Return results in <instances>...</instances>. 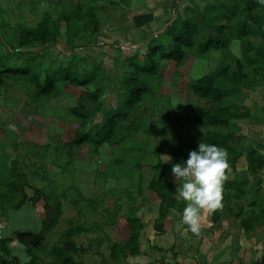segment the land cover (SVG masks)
<instances>
[{
	"label": "rangeland",
	"instance_id": "obj_1",
	"mask_svg": "<svg viewBox=\"0 0 264 264\" xmlns=\"http://www.w3.org/2000/svg\"><path fill=\"white\" fill-rule=\"evenodd\" d=\"M28 1L0 2V72L17 67L28 70L24 77L0 76V174L9 176V169L12 174L8 182L0 176V191L16 181L28 197L38 193L52 207L54 225L35 255L40 264L50 262L52 247L63 242L66 232L72 235L77 261L121 264L129 252L121 249L130 238L126 219L132 212L142 221L136 231L139 247L146 244L142 238L152 235L151 227L145 233L144 223L153 222L157 232L166 226L158 218L159 200L147 190L150 180L159 177L178 187L182 182L173 176L172 165L186 161L205 133L221 134L239 154L264 143V119L257 103L258 94L264 99V0H178L176 11L165 10V0ZM148 11L152 21L135 28L133 18ZM175 20L196 28L192 47L184 50L182 61L154 57L153 74H136L133 56L140 64L149 47L171 51V38L162 30ZM220 28L229 46L199 53L198 45L214 39ZM24 31H43L54 42L21 46L19 36ZM238 64L244 75L240 80ZM63 69L87 79L86 85L69 83ZM33 76L41 82L51 77L52 93L36 96ZM134 77L145 84L147 92L128 107L123 82ZM207 77L219 89L218 101L192 92L193 84ZM73 109H82V114L73 115ZM232 110L248 112L249 117L216 127L203 119L206 111ZM117 112L126 117L102 146L71 145L76 133L92 139ZM178 146L181 153L169 155ZM157 158L165 166L161 173L153 169ZM247 175L236 177L243 185L239 198L223 204L215 215L221 219L235 211L250 227L248 238L254 236L264 244V174ZM44 199L36 205L27 203L20 216L10 213L6 217L0 211V239L18 232L11 228L7 233V221L16 225L18 220V230L38 232L45 217ZM17 200L15 196L10 206ZM2 206L8 207L7 203ZM22 219L27 221L22 224ZM169 225L175 239L195 248V235ZM162 234L166 232L158 233L150 246L151 254H158L152 260L177 264L169 241L159 237ZM5 246L6 253L0 244V264L31 260L12 239ZM180 249L186 251L185 245ZM122 264H145V260L128 258Z\"/></svg>",
	"mask_w": 264,
	"mask_h": 264
},
{
	"label": "trees",
	"instance_id": "obj_2",
	"mask_svg": "<svg viewBox=\"0 0 264 264\" xmlns=\"http://www.w3.org/2000/svg\"><path fill=\"white\" fill-rule=\"evenodd\" d=\"M178 0H165L162 3V6L165 10H177ZM152 21V15L150 11L146 15L138 16L133 18V25L135 28L139 29L143 26L148 25ZM165 34H167L171 38L172 48L171 51L166 52V50L161 46L149 47L148 54L143 56L142 62L136 63V56L131 57L133 62L131 63L136 74H145L150 75L155 72L154 69V57H158L159 60H171L174 62H181L184 57V50L192 47L193 44V36L196 33L195 26L191 25L187 21H168L163 30ZM222 28L219 29L218 34L214 39L207 38L202 43L198 45L199 53H207L211 49H223L229 46L228 42L225 41L222 37ZM52 38H48L43 31H24L19 36V45L26 46H45L49 43H53ZM238 67V77L239 80L244 78V75L241 74V68ZM1 74L11 75V76H27L28 70L25 68H7L0 72ZM62 75L64 79L67 80L71 84H75L78 86L86 85L87 79L80 78L76 74L72 73L69 69H63ZM32 83L35 87L36 96H48L54 90V82L51 77L46 76L45 79L41 82L37 76L32 77ZM123 86L129 94V98L127 101V106L131 107L135 105L141 98L143 94L147 92V87L143 82H141L137 77L126 79L123 82ZM192 92L198 97H211L214 101H218L220 99L219 89L216 87L210 78H202L196 81L192 86ZM259 109V108H258ZM73 115L80 116L82 114V109H73L71 111ZM259 116L264 119V115L259 109ZM126 115L122 112H117L113 117L108 119L101 130L96 133L92 139H88V137L81 133H76L74 138L71 140L72 146H81L86 142H91L95 147L99 148L104 143H106L113 135L114 127L118 122L124 120ZM249 117V113H238L235 110L227 111V112H216V111H206L203 114L204 121L212 127L216 126H227L232 121H239ZM204 142L215 144L219 147H223L227 150L228 154L231 156V165H234L237 160L240 158L242 152L236 153L235 149L232 148L231 144L228 142L226 138H224L221 134L215 132H207L203 137ZM191 144L187 146V150L190 151ZM182 151L181 147H176L175 151H169V155L176 156L180 154ZM245 153V160L247 163V170L250 174L255 175L257 172H262L264 168V161L260 156L259 152L255 148H249L247 150H243ZM153 169L156 172L161 173L165 166L161 162L159 158H157L156 164L153 166ZM243 182H246L245 179H241ZM237 179L234 181L224 182V192H223V201L222 204H232L235 199H238L241 195L239 189H243V185H241ZM147 190L154 195L156 199L159 200V212L158 218L161 219L162 223L164 222L169 210L176 211L180 214L183 212V209L186 207V202L178 201L176 199V188L167 180L163 178H153L150 180ZM16 193L18 195H16ZM18 196V200L10 206V203L14 200V197ZM44 199L42 195L35 193L32 197H28L26 192L21 185H19L16 181L9 183L5 189L0 191V211L3 213L9 211H17L24 204L29 203L31 205H36L40 200ZM46 199V198H45ZM45 205L43 207V211L45 214L44 219L40 223V230L35 233H20L16 232L12 236V240L15 241L19 247L24 248L25 251L30 255L31 260L25 264H40L36 258V253L39 252L40 247L43 244L45 236L51 231L54 225V217L52 215V207L47 204V199L45 200ZM7 203V209H5L2 205ZM135 211L132 212L131 216L126 219V224L130 230V238L128 241L122 246V251L128 249L129 252L125 255L124 260L133 256L138 252L139 244L137 241V230L141 228L142 221L140 219H136ZM230 215V214H229ZM239 219V215L236 217ZM213 222L217 223L220 218L213 215ZM240 226L245 234H247L250 227H248L247 223L242 222L240 219ZM183 229L186 230L187 226L182 224ZM155 231L158 230L155 225H153ZM163 228V227H162ZM157 229V230H156ZM160 231V230H159ZM187 231V230H186ZM189 234H193L187 231ZM195 235V234H193ZM198 236L199 235H195ZM11 239H0V244L4 245V250L8 252L6 248V243H9ZM135 244V245H134ZM132 248V249H131ZM75 250V245L72 240V235L70 232H66L64 234V240L61 244L52 247L50 251V262L46 264H83L80 261H77L73 252ZM123 260V262H124ZM122 262V263H123ZM15 264H19L17 259H14ZM121 263V264H122ZM255 264H264V256L260 259L259 262Z\"/></svg>",
	"mask_w": 264,
	"mask_h": 264
},
{
	"label": "crops",
	"instance_id": "obj_3",
	"mask_svg": "<svg viewBox=\"0 0 264 264\" xmlns=\"http://www.w3.org/2000/svg\"><path fill=\"white\" fill-rule=\"evenodd\" d=\"M7 0H0V2H6ZM15 2H29L28 0H15ZM263 98L258 94L257 100L259 104V108L261 109L262 114L264 115V104H263ZM255 149L259 152L260 156L262 157L264 161V143H261ZM241 162V164H240ZM238 163L240 164V169L237 167ZM248 174L250 173L247 170V163L245 160V153L242 152L240 158L237 160V162L234 165H229L228 170L226 171V180L231 182L236 179L238 174ZM264 174V168L261 172ZM11 171L9 169V176L5 173H1L0 176L3 177L5 182L11 181ZM1 180V178H0ZM180 201V200H178ZM27 203L24 204L19 210L12 212H6L4 213L6 217L9 216V214H19L22 215V209L26 207ZM223 205V204H222ZM228 205V204H224ZM215 213V210L208 211L205 210L202 212V222H201V232L198 236H195L198 238V243L196 244L195 248L192 249L189 248L187 245L190 243L189 240H191L192 236L187 237V241H181L179 242V239H175V236L171 234L168 227H170L169 224H173L175 226H180L182 228V224L180 223L181 216L178 212L169 210L165 220L164 224L166 225L165 228L161 229V232H157L154 230L153 225L154 223L151 222L150 226L148 224L144 223L145 226V233L148 234V227L152 228V235L151 237L147 235V237L142 238L143 241H145V245H140L138 252L133 255L127 257L124 262L129 259H136L141 258L142 260H145V264H158L159 262H156L152 260L153 258H156L155 256L158 255L156 251H154L151 254L150 246L154 244L153 239L154 237H158V233L166 232V234H162L159 237L164 238L165 240L169 241L170 247L173 248V257L175 259V262L177 264H198L196 260H198L201 264H255L256 262H259L260 259L264 256V250L261 249L264 244L258 243V240L253 236L248 238V236L244 233L240 226V221L236 218V212L233 211V215L230 214V216H226L221 218L217 223L213 222V215ZM14 216V215H13ZM12 218V215H11ZM8 220V219H7ZM26 219H22L21 223L26 222ZM15 224L13 222L7 221L6 227H7V233H9L10 229L13 228V231H18L20 233H26L27 231H21L18 230L19 228V221L15 220ZM18 226V227H17ZM4 229L3 231H5ZM12 230V229H11ZM184 230V229H183ZM185 231V230H184ZM12 232V231H11ZM4 233V232H3ZM2 233V236H3ZM29 233V232H28ZM10 234V233H9ZM7 234L6 236L10 239H12V236ZM11 234H14L12 232ZM150 242V243H149ZM182 245H185L186 251H182L180 248ZM190 245H193L190 243ZM148 254V255H146ZM171 253L169 252V255ZM167 260V257H165ZM172 261V258H171Z\"/></svg>",
	"mask_w": 264,
	"mask_h": 264
},
{
	"label": "clouds",
	"instance_id": "obj_4",
	"mask_svg": "<svg viewBox=\"0 0 264 264\" xmlns=\"http://www.w3.org/2000/svg\"><path fill=\"white\" fill-rule=\"evenodd\" d=\"M228 168L227 150L203 140L188 153L186 161L172 165L173 176L182 182L176 187V199L187 202L180 219L187 231L199 235L202 212L222 207Z\"/></svg>",
	"mask_w": 264,
	"mask_h": 264
}]
</instances>
